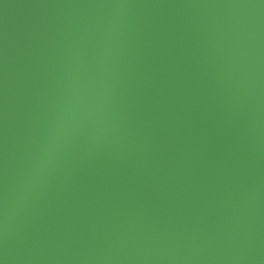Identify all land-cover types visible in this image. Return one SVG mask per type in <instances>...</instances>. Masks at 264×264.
Listing matches in <instances>:
<instances>
[{
    "label": "water",
    "instance_id": "1",
    "mask_svg": "<svg viewBox=\"0 0 264 264\" xmlns=\"http://www.w3.org/2000/svg\"><path fill=\"white\" fill-rule=\"evenodd\" d=\"M0 264H264V0H0Z\"/></svg>",
    "mask_w": 264,
    "mask_h": 264
}]
</instances>
